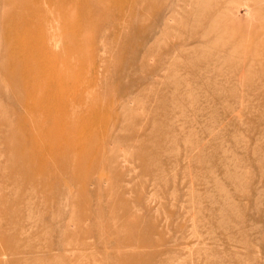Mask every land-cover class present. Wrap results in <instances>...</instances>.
<instances>
[{
    "label": "rangeland",
    "instance_id": "1",
    "mask_svg": "<svg viewBox=\"0 0 264 264\" xmlns=\"http://www.w3.org/2000/svg\"><path fill=\"white\" fill-rule=\"evenodd\" d=\"M0 264H264V0H0Z\"/></svg>",
    "mask_w": 264,
    "mask_h": 264
}]
</instances>
